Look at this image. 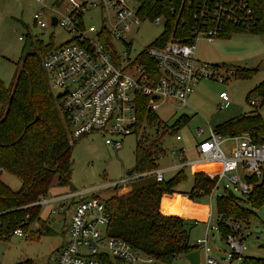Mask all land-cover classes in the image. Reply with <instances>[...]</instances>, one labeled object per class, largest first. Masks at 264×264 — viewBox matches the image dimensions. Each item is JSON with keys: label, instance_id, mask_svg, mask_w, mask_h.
<instances>
[{"label": "built area", "instance_id": "built-area-1", "mask_svg": "<svg viewBox=\"0 0 264 264\" xmlns=\"http://www.w3.org/2000/svg\"><path fill=\"white\" fill-rule=\"evenodd\" d=\"M179 1L180 6L183 4L182 7L190 10V36L180 40L169 35L163 41L158 35L157 43L148 44L132 55L129 54L130 40L125 38L132 26L142 21H160L164 29L166 24L164 14L154 18L145 15L144 0L53 1L50 10L58 16L51 14L49 23L54 17L52 25L61 26L68 39L43 55L42 67L50 90L56 89L55 97L69 139L102 132L106 135L104 143L118 148L120 141L110 136L134 132L141 108L146 112L142 122L147 123V112L157 118L155 111L161 106L173 107V113L188 107L187 98L198 80L224 79L216 64L195 59L194 41L197 38L211 41L232 30L249 31L259 17L256 1ZM91 8L104 14L97 28L84 27L82 23L83 15ZM168 11L173 12L172 6ZM42 16V10L36 11L33 23L44 27ZM147 57L151 64L139 62ZM217 97L223 106L227 104L226 92L220 91ZM202 134L201 128L193 132L196 151L202 162L220 164L216 182L225 178L232 184L237 183L244 195L250 188L249 177L264 184V141L254 143L246 134L227 136L225 139L232 140L234 145L226 155L219 145L220 135L210 128L206 136ZM174 139L179 140V135L174 134ZM175 154L182 159L181 149ZM155 179H163L161 171H155ZM34 203L40 208L48 206L49 214L55 213V207L68 212L66 239L55 249L53 264H162L129 242L108 235L105 228L109 211L102 199L92 194L69 189L50 196L39 195ZM230 225L234 231L239 228L237 223ZM28 234L21 227L12 231L17 237L25 238ZM207 241L204 233L191 244V250L199 251V264H222L210 253ZM225 241L234 254H241L240 239L227 234ZM179 257L184 255H175L174 259Z\"/></svg>", "mask_w": 264, "mask_h": 264}, {"label": "rangeland", "instance_id": "rangeland-1", "mask_svg": "<svg viewBox=\"0 0 264 264\" xmlns=\"http://www.w3.org/2000/svg\"><path fill=\"white\" fill-rule=\"evenodd\" d=\"M54 0H0V81L7 85L12 77L15 62L20 57L21 48L28 38H37L43 44L50 43L57 46L68 39L65 30L57 25L49 23V16L55 14L50 10ZM42 10L44 27L33 23L32 16L36 11ZM104 16L99 10L91 8L82 17L84 27L100 25V17ZM162 22L142 21L132 26L125 38L130 40L129 54L141 50L148 45L162 31ZM21 37L22 39H18ZM194 57L197 61L216 64L217 70L224 76L222 81L202 78L193 86L187 98L188 107L179 108L174 113L173 107L164 105L156 109L157 118L147 123L141 122L137 133L110 136L113 140L120 141V147L104 143L102 132H93L76 140L71 147V169L69 186L52 184L46 196L63 193L69 189L95 195L99 199H105L111 194L123 191L125 181L129 177L126 171L133 167V150L136 140L146 138H159L163 148V154L156 159V170L162 172L163 179H169L178 169H182L184 177L174 185L177 191L172 197H164L160 200V208L165 207L181 218L189 227L188 241L193 244L196 238L207 235V245L210 253L221 260L222 264H238L242 257L264 258V203L252 208L255 216L246 221H237L238 230L233 233L243 242L240 255L233 253L232 248L218 234L217 221L220 217L215 210L216 196L227 194L230 190L233 196L242 199L238 184H232L222 178L215 181L209 193L199 197L187 198V192L192 186V167L187 162L199 159L194 152L196 138L193 132L201 128L202 136L208 134V128L214 129L226 120L247 113L251 110L246 101L247 93L264 79V34L249 32H233L228 37H220L206 41L197 38L194 41ZM256 67L249 76L235 79L231 75V68ZM220 91L226 92L228 102L225 106L217 95ZM53 96L56 89H51ZM254 104L257 97L249 98ZM260 118L264 121V100L257 107ZM187 117L186 123L177 126L172 133L165 131V127L172 124L179 115ZM174 134L180 139L175 140ZM221 136L220 148L226 155L233 147L232 140ZM181 149L184 160H179L175 154ZM184 161V162H183ZM181 164L183 166H181ZM199 164V163H197ZM203 164V163H202ZM198 165L199 171L209 178H215L220 164L207 162L204 166ZM181 166V167H180ZM195 167V166H193ZM0 180L10 189L19 187V180L2 171ZM241 181V177L239 178ZM118 186V188H113ZM225 189V190H224ZM219 190L222 192L217 193ZM241 204L248 206L244 202ZM54 206H56L54 204ZM39 217L45 221L48 232L40 229L39 236L35 233L38 229V221H33L25 229L28 234L24 237L10 235L7 240H0V264H14L23 260H31L33 264H53L55 249L66 239V227L68 212L55 207V213H48V206H42ZM227 224L231 221L222 219ZM33 237V238H32ZM171 264H188L184 257L173 259Z\"/></svg>", "mask_w": 264, "mask_h": 264}, {"label": "trees", "instance_id": "trees-1", "mask_svg": "<svg viewBox=\"0 0 264 264\" xmlns=\"http://www.w3.org/2000/svg\"><path fill=\"white\" fill-rule=\"evenodd\" d=\"M255 1L259 17L255 26L247 32L264 34V3L262 0ZM144 3V13L148 17L166 16V24L158 39L164 41L172 35L181 40L184 36H190V10L182 7L183 4L180 6L179 0H144ZM170 6L172 13L168 11ZM231 32L220 37H228ZM156 40L149 44L157 43ZM53 47L35 37L28 38L14 63L10 82L4 85L0 81V168L20 182L19 187L12 190L0 180V240H7L16 227L26 229L33 221H38V229L32 233L33 237L39 236L40 229L48 232L45 221L38 214L41 208L34 202L39 195L46 194L52 184L69 186L71 147L78 139H69L63 114L57 98L51 93L42 67L43 55ZM139 62L152 63L148 57ZM255 70L256 67L234 66L231 75L235 79L249 77ZM253 97L258 98L256 104L250 102L249 98ZM263 100L264 79L246 95L251 110L219 124L213 129L214 133L220 136L246 134L254 143L264 141V121L257 111ZM145 113L141 108L135 133ZM147 118L156 120L149 112ZM186 121L187 117L181 114L164 130L172 133ZM160 154H163V148L159 138L148 140L140 137L136 140L132 167L135 176L121 185L124 186L123 191L111 194L102 201L109 211L105 228L108 235L129 242L162 264H171L175 255H184L192 246L188 241L189 227L181 215L164 214L159 210L161 197L175 193L174 185L184 177L180 168L169 179L156 180V159ZM215 181L216 178L194 172L187 198L209 193ZM247 182L250 188L242 199L228 193L216 196L215 210L220 217L216 227L224 240L227 234L237 230H232L231 225L222 219L230 223L246 221L255 216L252 208L264 203V184L255 182L252 177ZM14 264L33 263L26 259ZM238 264H264V258L244 256Z\"/></svg>", "mask_w": 264, "mask_h": 264}, {"label": "water", "instance_id": "water-1", "mask_svg": "<svg viewBox=\"0 0 264 264\" xmlns=\"http://www.w3.org/2000/svg\"><path fill=\"white\" fill-rule=\"evenodd\" d=\"M51 24L55 22V18H50ZM133 172V168H130L126 171V174L130 177ZM130 179V178H129ZM222 192V190H219L217 193ZM228 195L233 196L232 192L230 190H227ZM184 258L187 260L188 264H199V251L198 249L191 250L184 254Z\"/></svg>", "mask_w": 264, "mask_h": 264}, {"label": "crops", "instance_id": "crops-1", "mask_svg": "<svg viewBox=\"0 0 264 264\" xmlns=\"http://www.w3.org/2000/svg\"><path fill=\"white\" fill-rule=\"evenodd\" d=\"M194 152H195V155L198 157V154H197V151H196V147H195V149H194ZM199 158V157H198ZM179 159V158H178ZM180 160H184V157L182 156V159H180ZM192 161H195V162H197V163H199V164H192V162L190 161V162H187L186 164H188V165H190L191 167H192V170H191V172H192V174L194 173V172H197V171H199V167H198V165H201L202 163V166H204V164H206L205 162H202L201 160H200V158L199 159H195V160H192ZM184 162V161H183ZM184 165V164H183ZM182 164H181V166H183ZM180 166V167H181ZM193 166H195V167H193ZM159 171V170H158ZM177 192V191H176ZM174 195V193H172V194H168V195H163L162 197H161V199L162 198H164V197H172ZM160 199V200H161ZM159 210L162 212V213H164V214H174V215H178V214H176V213H174V212H172V211H165V210H168V209H166L165 207H163V208H160V202H159Z\"/></svg>", "mask_w": 264, "mask_h": 264}]
</instances>
